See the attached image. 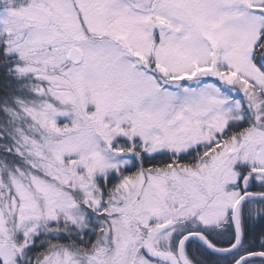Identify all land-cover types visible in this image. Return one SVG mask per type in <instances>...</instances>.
I'll list each match as a JSON object with an SVG mask.
<instances>
[{
  "label": "snow or ice",
  "instance_id": "6c2138e0",
  "mask_svg": "<svg viewBox=\"0 0 264 264\" xmlns=\"http://www.w3.org/2000/svg\"><path fill=\"white\" fill-rule=\"evenodd\" d=\"M0 264H264V0H0Z\"/></svg>",
  "mask_w": 264,
  "mask_h": 264
}]
</instances>
